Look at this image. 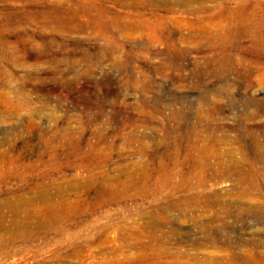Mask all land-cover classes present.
I'll return each mask as SVG.
<instances>
[{"label":"rangeland","instance_id":"374dc122","mask_svg":"<svg viewBox=\"0 0 264 264\" xmlns=\"http://www.w3.org/2000/svg\"><path fill=\"white\" fill-rule=\"evenodd\" d=\"M32 1H0V205L22 193L47 201L35 202L26 229L2 211L0 264H138L133 248L149 244L160 208L148 197L102 205L103 188H198L236 205L233 165L254 163L264 188V26L242 21L254 11L263 18L264 0H211L208 15L155 7L129 18L117 9V27L67 13L60 25L42 18L6 24L1 11L49 13L79 0ZM201 141L234 155L212 153L206 168L195 158ZM189 196L182 191L163 204ZM168 214L157 236L169 237L179 264H223L264 240L254 235L264 221L239 224L233 250L182 223L179 209ZM49 215V227L35 225ZM14 233L34 239L14 241Z\"/></svg>","mask_w":264,"mask_h":264},{"label":"bare ground","instance_id":"6f19581e","mask_svg":"<svg viewBox=\"0 0 264 264\" xmlns=\"http://www.w3.org/2000/svg\"><path fill=\"white\" fill-rule=\"evenodd\" d=\"M1 2H9L11 0H0ZM31 4L32 0H19ZM211 0H79L70 4L68 9H60L58 7L49 10V13L40 12L39 10L28 8L25 14L19 15L18 13H10L11 11H1L4 15L6 24H23L24 21H31L33 23L41 22L42 19H48L49 25L62 24V18L64 14H68L73 18H81V16L87 17L89 22L101 27H114L122 24L118 18L114 21L113 17L116 14L117 9L121 10L127 17H131L132 14L137 13L140 17L145 16L144 11L148 8L158 7L164 9L168 14H177L178 9H182L184 13L190 15H208L211 14L212 9L206 7V4ZM110 2H113V7H107ZM198 5V8L194 7ZM114 11V12H112ZM42 18V19H41ZM243 24H248L254 21L256 25L264 26V17L259 18L257 13L248 12L242 14ZM23 19V20H22ZM125 19V18H124ZM77 22H79L77 20ZM131 25L133 24L130 23ZM261 149V145L255 144V149ZM195 158H200L205 161L204 166L209 167L210 157L212 153H218V159L225 157H233V153L223 155L219 149V144L216 142L206 143L204 141L198 142L195 147ZM223 155V156H222ZM262 161L260 156L257 157L256 162L259 164ZM196 163V161H195ZM219 169H236L239 178V187L235 188L238 193L235 198V204L224 203L221 200L214 201L212 196L204 195L203 193H194L198 188H103L100 195L102 205L110 204L119 199L128 198H153L152 206L160 208L161 222H153L150 224L152 233L149 235V244L141 247H135L141 252L139 258L134 261L138 264H179V254L172 251L169 247V237L159 238L158 232L162 229V226L170 224V215L168 211L172 208L179 209L184 218L182 223L188 222V220L194 222L197 231L205 236V238L216 237L223 239L226 246L233 249L232 233L235 231L239 224H245L247 220H250L252 224H261L264 221V198L260 195L264 194V188H260L258 181V172L256 164H252L251 169H246L243 165H233V168H226L223 163H219ZM264 172V168H263ZM35 190V189H34ZM192 193V196L184 199L173 200L170 204H163L168 198H174L176 194L181 192ZM60 197L61 196L60 194ZM177 199V198H176ZM46 202L43 195L33 197L32 199H26L25 194L15 196L14 200L0 205V223L6 219L5 214L2 211L7 210L12 214V221L18 228H29L30 224L36 219L37 211L33 205L35 202ZM50 201V198L48 202ZM175 201V202H174ZM107 202V203H106ZM245 203L251 204V206L242 209L240 205ZM48 204V203H47ZM47 206V205H46ZM201 211L203 213H201ZM52 214V213H51ZM190 214L191 219L186 218ZM54 216V214H52ZM49 215L48 220H40L35 224L37 227H49L53 220V216ZM25 220L29 221L27 223ZM232 220V225H228L227 221ZM203 222V223H202ZM254 235H264V229H259ZM14 241H30L34 239L32 233L19 234L14 233L12 235ZM168 240V241H167ZM7 241L0 240V247L5 245ZM244 245H249L244 242ZM250 246L254 247V250H246L241 252H232L223 259V264H264V251L259 252L256 249L264 248V240L254 241ZM134 247V246H133ZM181 255V254H180ZM171 260L172 263L162 262ZM177 260V261H176ZM214 260L207 261L208 264H212ZM181 264V263H180Z\"/></svg>","mask_w":264,"mask_h":264}]
</instances>
